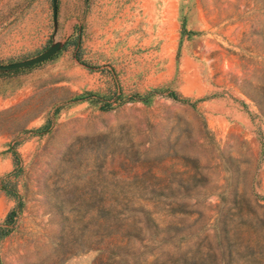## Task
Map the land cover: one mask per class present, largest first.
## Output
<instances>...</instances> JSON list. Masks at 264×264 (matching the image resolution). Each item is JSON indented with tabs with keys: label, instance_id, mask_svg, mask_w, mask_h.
I'll list each match as a JSON object with an SVG mask.
<instances>
[{
	"label": "rangeland",
	"instance_id": "obj_1",
	"mask_svg": "<svg viewBox=\"0 0 264 264\" xmlns=\"http://www.w3.org/2000/svg\"><path fill=\"white\" fill-rule=\"evenodd\" d=\"M55 43L0 71V264H264V0H0V65Z\"/></svg>",
	"mask_w": 264,
	"mask_h": 264
},
{
	"label": "trees",
	"instance_id": "obj_2",
	"mask_svg": "<svg viewBox=\"0 0 264 264\" xmlns=\"http://www.w3.org/2000/svg\"><path fill=\"white\" fill-rule=\"evenodd\" d=\"M71 43L74 44L75 46H79V38H77L76 40H72ZM41 64H38L35 66H39ZM35 66H32V67H35ZM32 67H29V68H32ZM20 208H21V203L19 202L18 207L8 213L4 225L0 226V232H5L7 230V226L9 225L10 221H12V219L20 211ZM110 246H112V244ZM123 248L124 247H119L115 245L112 246V248L109 251L110 254L107 260L112 261V264H126L125 257L117 253L119 250ZM217 248L218 250L223 252L220 257L216 256L214 253L205 255L204 257H201V258L196 257V256H190V257L185 256L181 259L182 264H233V258L231 255V246H229V243L218 242ZM152 264H165V263L164 262L161 263L156 258L155 261L152 262Z\"/></svg>",
	"mask_w": 264,
	"mask_h": 264
},
{
	"label": "water",
	"instance_id": "obj_3",
	"mask_svg": "<svg viewBox=\"0 0 264 264\" xmlns=\"http://www.w3.org/2000/svg\"><path fill=\"white\" fill-rule=\"evenodd\" d=\"M52 13H53V19L56 20L57 17V0H52ZM61 45L59 43H55L52 46H50L47 50H45L43 53L39 54L38 56L22 61L17 62L13 64L8 65H0V71H10V70H18L22 68H28L32 67L38 64H41L43 62L48 61L52 57H54L60 50Z\"/></svg>",
	"mask_w": 264,
	"mask_h": 264
}]
</instances>
